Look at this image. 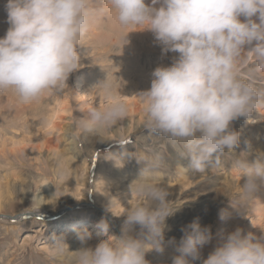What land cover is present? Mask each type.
<instances>
[{
	"label": "clouds",
	"instance_id": "9594fccd",
	"mask_svg": "<svg viewBox=\"0 0 264 264\" xmlns=\"http://www.w3.org/2000/svg\"><path fill=\"white\" fill-rule=\"evenodd\" d=\"M106 3L121 26L146 25L144 30L154 34L162 55L178 53L171 66L154 69L150 89L140 94L146 105L145 128L169 137L179 156L188 159L195 171L219 168L221 156L240 144V134L230 128L231 122L239 117L249 120L253 112L264 107V90L241 76L245 53L255 56L254 71L264 73V0ZM157 4L160 6L155 7ZM4 9L9 27L0 38V91H13L25 104L39 101L45 94L60 93L70 74L82 67L77 47L82 46L92 19L101 10L93 7V0H7ZM126 36L123 46L128 43ZM245 45L254 46L245 52ZM99 87L114 102L103 109H90L80 122L84 131L97 135L128 116V106L116 98L118 92L107 79ZM141 159L142 173L167 167L158 156ZM236 165L244 183L231 210L219 211L221 221L246 217L258 200L257 192L264 189V154L252 163L246 159ZM130 191L142 202L127 212L118 237L91 247L92 233L85 227L75 231L78 250L69 251L63 235L53 236L52 254H73L70 264H150L148 252L165 250L166 219L175 208L162 183L140 178L131 184ZM96 227L107 234L109 222L102 218ZM183 232L179 243L169 242L178 253L172 264H196L202 259V248L213 240L211 228L193 221ZM202 264H264V235L257 239L237 227Z\"/></svg>",
	"mask_w": 264,
	"mask_h": 264
},
{
	"label": "rangeland",
	"instance_id": "374dc122",
	"mask_svg": "<svg viewBox=\"0 0 264 264\" xmlns=\"http://www.w3.org/2000/svg\"><path fill=\"white\" fill-rule=\"evenodd\" d=\"M6 2L7 0H0V23L3 21L0 29L3 26H9L5 21L7 20L4 9ZM2 11L4 12L2 13ZM116 27L119 26L112 24L109 28H102L103 31L99 29L98 33H106L109 36L107 38H95L94 35L87 38L88 35H86L82 40V46L77 47L80 64L84 67L83 71L76 70L71 73L66 82L67 85L60 93L48 94L39 101L33 102L34 107H38L40 113L43 112L50 116L55 113V103L58 101L60 111L56 115L54 125H48L41 132L39 131V135L32 138V143L30 140H24L23 137L28 133L36 132V128L29 118L33 112L28 111L25 115L26 119L16 118L17 113H13V115L9 113V115V111L4 107L11 108V112H13L15 106L13 107L14 101L11 102V99L16 95L12 94L11 96L12 91L8 93L0 91V114L4 115L0 116V191L15 187L19 190L23 188L28 191L27 201L32 199L33 203L38 195H42L44 198V194L51 192L53 197H49L51 202L48 203L47 212L54 215L45 221H55L61 215L78 208L89 211L92 216H102L105 206L108 207L105 204L102 210L100 208L101 201L96 198V192L100 188L98 183H102L103 188L102 186L101 188L109 192L110 201L120 203L117 214L123 215V218L121 221L119 220L120 227L118 226L116 229L121 230L127 212L142 202L135 192L130 191L131 184L141 178L149 182L162 183L168 192L167 200L175 208L174 214L166 219L165 254L169 255L170 247H174L169 242L179 243L184 235L183 229L193 221H198L202 227L210 226L213 234V240L202 248V259L196 261V264H202V260L207 259L215 246L222 242L223 237L237 227H241L245 234L252 233L259 239L264 235V204L262 203V201L264 202V189L257 192L258 200L252 203L246 217L221 221L218 213L221 209L231 210L232 202L239 197L241 192L240 186L243 185L244 178L241 176V169L237 167L236 162L247 159L249 163H252L258 155L264 154V107L253 112L249 120L239 117L231 122L230 128L240 134V144L235 151L226 152L221 156L219 168L210 167L205 173L195 171L191 168L188 159H182L179 156L177 146L169 137L151 133L145 128L146 105L140 94L150 89L154 69L164 66L166 63L162 61L164 57L161 46L155 42L154 34L150 30H144L146 26L139 27L142 31L139 30L140 32L136 33L138 38L136 36V38L128 37L129 34L125 30L120 29L121 31H119ZM130 28L133 29V27ZM116 29L118 30L117 34L113 36L112 34L115 33L113 31ZM124 36L126 39H135L132 49L129 48L131 46L129 44L126 48L123 43L114 41L119 38L123 40ZM252 46L254 45H245V52ZM125 54L132 58L131 65H127L128 60H125ZM244 55L242 78L251 80L258 89L264 90V73L254 71L257 67L255 56L247 53ZM173 56V52L169 53L168 57L171 60L168 61L167 66H171ZM81 76L91 89L90 92L98 90L103 93L99 84L107 79L117 90L119 100L124 99L123 94L120 95V93L130 94L131 98H135L136 102L132 111L128 112L127 118L99 135L84 131L80 127V122L89 110L103 109L113 102L105 95L100 102V93L93 102L90 98L92 95L85 99L81 98L82 87L87 86L86 84L81 86L76 84L77 78ZM3 92L12 98H8V101L7 98H4ZM22 123V130L14 134L12 128ZM15 141L20 142L22 146L25 144L23 142H27L24 147L27 149L25 153L19 152L18 143L19 147L12 144ZM39 141L42 142L41 151L40 148L37 150L36 146L34 149L29 148L33 143L37 145ZM65 148L71 151V157H66V165H60L58 161L60 153H62L60 151ZM6 149L8 150L6 151ZM10 150L14 152L13 155ZM127 154H131L138 162ZM157 156L166 162L167 167L159 169L155 173H142L144 164L141 158ZM72 158L74 161L80 159L87 161L91 168L90 171L88 173L87 170L80 172V177L72 176L71 171H74L73 164H70ZM57 170H62V175H60V171L57 173ZM88 183L87 189L86 184ZM79 185L82 189H79ZM210 187L219 189L218 195L213 194V196L221 197L220 199L223 200L215 203L219 208L216 213L213 212L211 201L205 196ZM18 200L16 197V205L11 206L8 211L13 212L16 208H21L24 211L33 205L31 202L17 203ZM10 204L13 205L14 202ZM107 210L110 212L109 207ZM27 215L23 217L24 223L18 222V219L11 220L10 217L16 215L9 212L5 217H2L3 220L0 218V264H70L69 257L73 254L67 253L65 256L58 257L52 254V250L45 252L41 248L47 245V249H51L53 236H60L62 235L60 232L68 231L64 230L66 226L60 227L56 222L44 226L37 222V220L42 221L43 219L34 220L33 217L29 219ZM87 224L88 221L84 222L81 229L86 227L92 233V239L88 246L95 247L102 240L120 235L110 226L108 233L103 234L99 228L87 227ZM77 227L75 226L68 235L71 233L73 235ZM138 230L137 226L135 231ZM132 234L134 235L135 232ZM68 239L70 238L65 237L69 251L78 250L79 241L75 239L73 242H68ZM159 254L156 251L148 252L153 264H172V259L166 263L160 259ZM174 255H178V253L174 252L170 256L173 258Z\"/></svg>",
	"mask_w": 264,
	"mask_h": 264
},
{
	"label": "bare ground",
	"instance_id": "6f19581e",
	"mask_svg": "<svg viewBox=\"0 0 264 264\" xmlns=\"http://www.w3.org/2000/svg\"><path fill=\"white\" fill-rule=\"evenodd\" d=\"M145 2L147 3V4H150L151 3V0H145ZM160 5L159 4H157V5H155V7H159ZM93 7L95 8V9H98V10H101V11H99L96 15H95V17L92 19V21H91V25H90V28H89V31H88V36H87V38H89V36L90 35H94L95 36V38L97 37V38H100V37H106L107 38V34L106 33H104V32H100V33H98L100 30H102V28L104 29V28H106V27H110V26H112V24H117L119 27H116L119 31H121L122 29V31H126L129 35H128V37H132V36H136V33H138V31L140 30V28H134L133 27V29L132 28H130L131 26H129V28H125V27H123V26H121L120 24H119V22H118V20L116 19V14L111 10V8H110V6L109 5H107V3H106V0H93ZM4 11H2V13H3ZM6 12V11H5ZM5 15V14H4ZM5 18H6V16H4ZM1 18H2V16H1ZM4 18V19H5ZM3 19V20H4ZM7 19V18H6ZM5 21H7V20H5ZM4 21V22H5ZM3 23V21L0 23V26H2L1 24ZM4 25V24H3ZM8 25V24H7ZM146 26V25H145ZM9 26H3L1 29H0V33H1V38L5 35V31H6V29L8 28ZM100 29V30H99ZM114 30L113 32H115L114 34H112L113 36H115L116 34H117V32L116 31H118V30ZM121 29V30H120ZM136 29V30H135ZM103 31V30H102ZM131 31V32H130ZM137 31V32H136ZM140 31H142V30H140ZM139 31V32H140ZM147 31V30H146ZM108 32V31H107ZM112 32V33H113ZM125 32V33H126ZM126 33V34H127ZM106 34V35H105ZM99 35V36H98ZM111 34H110V36H112ZM138 36V35H137ZM136 36V37H137ZM109 37V36H108ZM135 37V38H136ZM94 38V37H93ZM138 38V37H137ZM85 39V38H84ZM127 40H128V43L127 44H129V45H131L129 48H133V45H132V43L133 42H135V39H131V38H127ZM89 41V40H88ZM114 41H118V42H121V43H123V40H121L120 38H119V40H114ZM93 43H94V39H93ZM127 44H125L124 46H126V48H127V46H129V45H127ZM134 45H136V44H134ZM244 48H245V46H244ZM245 50V49H244ZM169 53L171 54V52H167L166 54H163V62L165 61L166 63L164 64V66H167V63H168V61H170L171 59L168 57L169 56ZM173 54H174V56H173V58L175 57H178V53H175V52H173ZM125 56H126V58H125V60H128L127 61V65H131L132 64V58H129L126 54H125ZM245 56V55H244ZM173 58H172V60H173ZM170 64V63H169ZM87 65V64H86ZM85 66V65H84ZM83 69H84V67H80L79 69H78V71H83ZM78 79V81H77V85H79V86H81V85H83V84H86V82H85V80H84V78H82V76L80 77V78H77ZM87 86H85V87H82V95H81V98H83V99H85V98H88L90 95H92L90 98H91V100H92V102H93V100L95 99V97L100 93L98 90L97 91H91L90 92V88H89V86H88V84H86ZM147 87V86H146ZM2 92V91H1ZM7 93L8 92H11V90H7L6 91ZM139 92H140V90H139ZM4 93V92H3ZM7 93H4V95L5 94H7ZM2 94V93H1ZM12 94H13V96H15L16 94L12 91V93H10V95L12 96ZM15 94V95H14ZM80 94V93H79ZM121 94H123V98L124 99H122V101L124 102V103H126V105L128 106V112H131L132 111V108L134 107V104H135V98H131L132 96H130V94H126V93H120V95ZM7 96V95H5V99L7 98V100L9 101V99L8 98H12L11 96ZM1 96V95H0ZM7 96V97H6ZM44 96H48V94H45ZM100 102L102 101V99H103V96H104V94L103 93H100ZM117 99H119V96H117L116 97ZM110 100H111V102H114L113 101V99H111V98H109ZM12 101L11 102H13L14 101V103H13V112H11V108L10 109H8L9 107H4L5 109H7L9 112H8V114L10 113V114H12L13 115V113H17L16 114V118H18V117H20V119H26V113L29 111H32L33 112V114H31V116L29 117L31 120H32V122H33V124H34V126H35V128H36V132H34V133H32V134H26V136L25 137H23L24 138V140H26V141H28V140H30V142L32 143V138L33 137H36V136H38L39 134H38V132L40 131H42V129L43 128H46L48 125H51V124H53V122H54V120H55V118H56V115L58 114V112L60 111V108H58V106L60 105V103L58 102V101H56V110H55V113L54 114H52V115H50L49 116V114H45V113H43V112H39V108L38 107H34V105H33V102H31V103H28V104H25V103H22L20 100H19V98H18V96L16 95L15 97H13L12 99H11ZM4 101V100H3ZM2 101V102H3ZM1 104V103H0ZM9 105V104H8ZM8 105H6V106H8ZM10 106H11V104H10ZM102 107H104V106H102ZM3 108V109H4ZM105 108V107H104ZM1 109V108H0ZM2 109V110H3ZM1 111V110H0ZM50 111L52 112V109L50 108ZM5 112V111H4ZM5 114V113H4ZM9 114V115H10ZM2 114H0V116H1ZM2 116H4V115H2ZM25 116V117H24ZM49 116V117H48ZM6 118V117H5ZM47 119L49 120L48 122H47ZM10 120V118L8 117V121ZM22 125H23V123L22 124H20V125H16V126H14L12 129H13V132H14V134H17L19 131H21L22 130ZM54 125V124H53ZM10 138V137H9ZM37 138H39V137H37ZM11 140V139H10ZM17 140H18V138H17ZM18 141L16 142H13L12 144H16L15 146H18V144H19V146H20V150H19V152L21 153V151H23V153H25L26 152V148H24L25 146H26V143L27 142H23V143H25L23 146H22V144H20V142L18 143ZM12 144H10L11 146H14V145H12ZM34 144V145H33ZM32 145H30L29 146V148H31V149H34L35 148V146H36V149L37 148H40L41 146H42V142H38V144L37 145H35L36 143H33ZM5 145H7V144H5ZM4 146V145H3ZM2 146V147H3ZM9 146V145H8ZM10 146V147H11ZM18 146V147H19ZM22 146V147H21ZM9 147V148H10ZM72 147H76V146H72ZM7 148V147H6ZM8 148V149H9ZM11 148H13L14 149V147H11ZM10 148V149H11ZM8 149H6V151L8 150ZM12 149V150H13ZM12 150H10V151H12ZM29 150V149H28ZM38 150V149H37ZM5 151V152H6ZM9 151V153H11ZM14 151V150H13ZM12 151V155H13V152ZM16 151H17V147H16ZM40 151H41V148H40ZM78 151V150H77ZM60 152H62V153H60V157L58 158V161L60 162V165H66L67 164V161H66V157H71V151H68L67 150V148H65V149H63V150H61ZM79 152V151H78ZM8 154V153H7ZM16 154H18V153H16ZM4 158H7V157H4ZM71 165L73 164V166H72V168L74 169V171H71L72 172V176H75V177H80V175H79V173L80 172H85L86 170H87V173H88V171H90L89 169H91V168H89V166H88V162L87 161H85L84 159H80V160H77V161H74V158H72L71 159ZM180 168H182V166H180ZM61 172V174L60 175H62V170H57L56 172L58 173V172ZM75 173V174H74ZM86 173V174H87ZM56 174V173H55ZM82 176V175H81ZM90 176V175H89ZM42 185L44 186V183H42ZM41 185V186H42ZM87 186H86V188L88 189V185H89V183L88 184H86ZM98 186L100 187V188H98V191L96 192V198L97 199H99L100 201H101V205H100V208L103 210V208H104V206H105V204L110 208V212L107 210V208H106V206H105V208H104V212H103V214H102V216L100 215L99 217L98 216H92V215H90L89 214V211H86L85 209H74V210H70L69 211V213L67 212L66 214H63V215H61L60 217H58V218H56L55 219V221L54 220H52V221H45V219H50V216L52 217L54 214L52 213H48L47 211H48V203L49 202H51L50 201V198L49 197H53V195L52 194H50V193H47V194H44V198H42L43 196L41 195V196H37L36 198L37 199H35L34 200V203L32 202V199H30L29 201H27L28 200V198H29V196L27 195V193H28V191L27 190H25V189H23V188H21L20 190L19 189H17L16 187L14 188V189H7V190H5V191H3V190H1L0 191V215H4V217H5V215H7L8 214V212L9 213H11L12 215H17V216H19L18 217V222H23L22 220L24 219L23 217H24V215L25 214H28L27 216V218H29V219H31V217H33V218H35L34 220H37V219H43L42 221L41 220H37V222L38 223H40V224H42V225H50V224H53L54 222H56V223H58V225L60 226V227H62L63 225H65L66 227H64V230H68V231H66V232H64V231H62V233L60 232V234H62L64 237H68V238H70V239H68V242H73V241H75V233L72 235V233H71V235H68V234H70V232H72V230L75 228V226H78L77 228H76V230H78V229H81L82 227H83V224H84V222H86V221H88V226L87 227H96V225H97V223L102 219V218H105V219H107L108 220V222H109V226L115 231V232H118V233H121V230H117L116 229V227H118L119 226V220L121 221L122 220V218H123V215H121V214H117V208H119L120 209V203H115L114 201H110L111 200V196H110V194H109V192L108 191H106V189H102L103 188V186H102V183H98ZM101 186H102V188H101ZM79 189H82V187H81V185H79ZM47 191V190H46ZM218 191H219V189H217V188H211L210 187V189H208V192L205 194V196H206V198L209 200V201H211V204H212V206H213V212H217L218 210H219V208H218V206H216L215 205V203H219V202H221V201H223L222 199H220L219 197H214L213 196V194H215V195H218ZM44 192V191H43ZM35 194V193H34ZM136 194V193H135ZM30 196H33V195H30ZM34 196H36V195H34ZM16 197H18V201H17V203H22V202H31V204H33L34 205V207H33V205H32V207L30 206L28 209H24V211L21 209V208H16L13 212H10V211H8V209L11 207V206H15L16 205ZM224 199V198H223ZM105 201V202H104ZM12 202H14V204L13 205H11L10 203H12ZM262 203L264 204V202L262 201ZM8 205V206H7ZM75 205V204H74ZM152 206L153 207H155L156 205H155V203H153L152 204ZM262 210V209H261ZM27 212V213H26ZM256 214V213H255ZM257 215H258V213H257ZM0 218H2V217H0ZM32 218V219H33ZM2 220H3V218H2ZM24 223V222H23ZM90 223V224H89ZM120 227V226H119ZM111 229V230H112ZM120 229V228H119ZM75 230V231H76ZM110 230V231H111ZM74 231V232H75ZM26 235H29L28 233H26ZM115 236V235H114ZM30 237V236H29ZM118 237V236H117ZM25 239H27V237H25ZM41 248H43L44 250H45V252L47 251V252H50L51 251V249H47V245H46V247H41ZM175 252V250H174V247L173 246H171L170 247V251H169V255L168 254H165L164 252L163 253H160L159 254V257H160V259H163L164 260V262H166V263H169V261H171V259H172V256H170V255H172L173 253ZM146 258H147V260L151 263V264H153V261L149 258V256H148V253L146 254Z\"/></svg>",
	"mask_w": 264,
	"mask_h": 264
},
{
	"label": "water",
	"instance_id": "95a60500",
	"mask_svg": "<svg viewBox=\"0 0 264 264\" xmlns=\"http://www.w3.org/2000/svg\"><path fill=\"white\" fill-rule=\"evenodd\" d=\"M27 214H25V216H26ZM29 216V215H28ZM0 217H4V215H0ZM18 217L19 216H11L10 218H11V220L13 219V221H16L17 219H18Z\"/></svg>",
	"mask_w": 264,
	"mask_h": 264
}]
</instances>
